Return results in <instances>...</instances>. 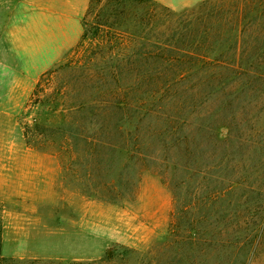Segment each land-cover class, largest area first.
I'll use <instances>...</instances> for the list:
<instances>
[{"label": "rangeland", "instance_id": "374dc122", "mask_svg": "<svg viewBox=\"0 0 264 264\" xmlns=\"http://www.w3.org/2000/svg\"><path fill=\"white\" fill-rule=\"evenodd\" d=\"M63 1L0 0V264H264L263 60L261 78L247 75L245 92L242 81L228 87L229 115L237 123L232 140L242 142L243 154L233 155L213 182L182 174L186 211L173 233L176 202L167 178L145 171L137 195L119 204L87 195L84 170L67 171L69 155L58 147L64 140L50 130L62 120L54 106L94 99L96 89L133 86L139 70L168 71L157 53L145 63L140 56L141 38L156 42L168 35L158 30L164 18L155 23L146 14L155 7L183 14L207 0L129 1L125 18L107 20L98 12L109 0L94 1L90 15L93 0L84 11L54 8ZM105 21L110 29L98 37L87 32ZM257 52L250 47L246 57ZM77 82L81 95L72 91ZM59 87L70 94L58 99L52 93ZM38 125L49 130L45 138ZM209 154L202 162L222 156ZM237 177L243 183L232 186ZM83 228L90 231L89 245ZM84 239L91 258L75 260ZM126 250L133 253L123 257Z\"/></svg>", "mask_w": 264, "mask_h": 264}, {"label": "trees", "instance_id": "16d2710c", "mask_svg": "<svg viewBox=\"0 0 264 264\" xmlns=\"http://www.w3.org/2000/svg\"><path fill=\"white\" fill-rule=\"evenodd\" d=\"M94 1L89 15L96 10ZM129 1L152 3L109 0L98 16H106V20L108 15L125 18ZM157 9L146 16L150 15L155 23L158 18L165 19L158 30H164L167 38L156 42L141 38L139 45L143 47L139 53L144 63L158 55L168 71L139 70L133 86L96 89L94 99L86 96L64 109L54 106L55 111L61 110L62 120L50 132L64 140L58 147L60 153L69 155L67 171L79 167L84 170L87 195L119 204L137 195L145 171L153 169L167 178L176 202L177 220L171 226L174 233L181 228L186 211L182 174L189 172L196 180L213 182L218 178L215 174L228 170L234 162L233 155L243 154L242 142L232 140L237 123L229 115L228 87L233 81H242L240 89L245 92L246 76L261 78L263 74L259 67L261 60L264 65V0H207L183 14L160 8L159 11L168 12L161 15ZM143 23L144 18H139L138 26ZM104 28L110 29L106 21L97 22L87 32L93 31L96 38ZM148 46L151 49L146 52ZM250 47L260 49L261 55L257 52L249 60L246 55ZM79 84L72 88L75 95H81ZM66 93L70 94L68 88L59 87L52 95L60 99ZM36 129L44 138L49 131L39 125ZM220 152L221 157L202 162L201 155L211 153L212 158ZM242 161L243 156L236 159L243 169ZM231 181L232 186L243 183L238 177ZM212 197L216 194L209 199ZM131 253L126 250L122 256Z\"/></svg>", "mask_w": 264, "mask_h": 264}, {"label": "crops", "instance_id": "0c3cea01", "mask_svg": "<svg viewBox=\"0 0 264 264\" xmlns=\"http://www.w3.org/2000/svg\"><path fill=\"white\" fill-rule=\"evenodd\" d=\"M89 2L91 3V0H65V1H63L62 2V5L61 6H54V8H56V9H65L66 7L68 8V10H81V11H84L86 8H87V6H88V4H89ZM83 234H87V236H88V240H87V243H88V245H89V243H90V240H91V238H90V231H89V229L88 228H83ZM116 240V242L117 241H120V240H118V236L117 237H115V236H113ZM85 243H86V240L84 239V245H83V252H81V251H79V254H76L75 255V260H79V261H85V260H89V258H91V255H90V253H91V249H90V247L88 246L87 247V250H86V246H85ZM8 246H9V244H8V240H7V238L5 237L4 238V243H3V249H4V252H7L8 251ZM52 259H55V257H51Z\"/></svg>", "mask_w": 264, "mask_h": 264}]
</instances>
